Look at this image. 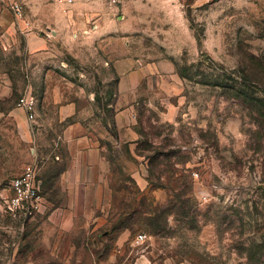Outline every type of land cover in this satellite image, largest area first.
<instances>
[{"label":"rangeland","instance_id":"374dc122","mask_svg":"<svg viewBox=\"0 0 264 264\" xmlns=\"http://www.w3.org/2000/svg\"><path fill=\"white\" fill-rule=\"evenodd\" d=\"M23 2L0 0V264H264V0ZM30 165L42 202L12 214Z\"/></svg>","mask_w":264,"mask_h":264},{"label":"built area","instance_id":"2783aa9c","mask_svg":"<svg viewBox=\"0 0 264 264\" xmlns=\"http://www.w3.org/2000/svg\"><path fill=\"white\" fill-rule=\"evenodd\" d=\"M62 3L64 0H57ZM11 8L17 18H22L24 13L23 0H11ZM33 118V116H31ZM38 168L35 165L28 166L22 175L11 183L12 195L8 198L7 207L12 214L25 211L32 214L40 207V182L37 179ZM146 236L139 235L138 240L144 241Z\"/></svg>","mask_w":264,"mask_h":264},{"label":"crops","instance_id":"0c3cea01","mask_svg":"<svg viewBox=\"0 0 264 264\" xmlns=\"http://www.w3.org/2000/svg\"><path fill=\"white\" fill-rule=\"evenodd\" d=\"M64 110L67 112V116L81 115L80 109L75 103V101L67 104V106L64 107ZM123 115H124L123 113H119L117 116L116 125L119 127V129L123 128V126L126 125L123 122V118H122L124 117ZM88 125L90 124H88L87 121L82 123L81 121H79V119H77V122L74 123L72 126L71 135L66 138L67 141L74 142L76 144L75 150L78 154L77 157L73 158L74 164L78 163L87 166L86 164L89 163L84 161L85 159L84 157L87 156L89 157L90 154L92 155L98 149V146H95L94 143H92L91 141L93 130H91V127H88ZM105 160L106 159L103 157V155H101L99 161H97L96 163L101 165L103 168L106 162ZM68 177L70 180V177L72 176H68ZM71 184H74V182H71Z\"/></svg>","mask_w":264,"mask_h":264},{"label":"trees","instance_id":"16d2710c","mask_svg":"<svg viewBox=\"0 0 264 264\" xmlns=\"http://www.w3.org/2000/svg\"><path fill=\"white\" fill-rule=\"evenodd\" d=\"M261 92H262L263 97L261 99L260 98L255 99L256 105L258 104L259 106H260L261 103L264 102V90H261ZM261 107H262V110H263V114H261L260 110H259V113H260V115H263L262 117L264 118V107L263 106H261ZM251 109H257L258 110L257 106H255V105L252 106ZM259 127H263L264 128V122H261V124L259 123Z\"/></svg>","mask_w":264,"mask_h":264}]
</instances>
